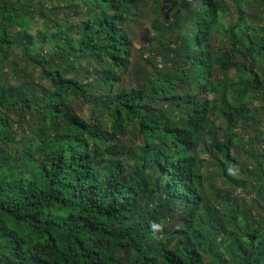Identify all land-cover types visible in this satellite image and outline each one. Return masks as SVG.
I'll return each instance as SVG.
<instances>
[{
	"label": "trees",
	"instance_id": "1",
	"mask_svg": "<svg viewBox=\"0 0 264 264\" xmlns=\"http://www.w3.org/2000/svg\"><path fill=\"white\" fill-rule=\"evenodd\" d=\"M0 264H264V0H0Z\"/></svg>",
	"mask_w": 264,
	"mask_h": 264
},
{
	"label": "rangeland",
	"instance_id": "2",
	"mask_svg": "<svg viewBox=\"0 0 264 264\" xmlns=\"http://www.w3.org/2000/svg\"><path fill=\"white\" fill-rule=\"evenodd\" d=\"M144 30H147L148 31V27L147 26H144L143 28H141V31L143 32ZM140 31V32H141Z\"/></svg>",
	"mask_w": 264,
	"mask_h": 264
}]
</instances>
